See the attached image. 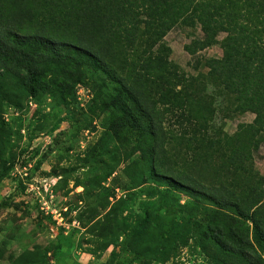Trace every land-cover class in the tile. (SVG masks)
<instances>
[{
    "label": "trees",
    "instance_id": "16d2710c",
    "mask_svg": "<svg viewBox=\"0 0 264 264\" xmlns=\"http://www.w3.org/2000/svg\"><path fill=\"white\" fill-rule=\"evenodd\" d=\"M197 24L208 41L186 49L220 43L222 55L189 74L165 36ZM80 82L92 87L108 134L135 143L128 167L137 180L212 206L201 242L215 264H264V176L254 157L264 143V0H0V89L63 101ZM218 97L227 117L253 119L232 133L216 127ZM103 224L108 239L116 224Z\"/></svg>",
    "mask_w": 264,
    "mask_h": 264
},
{
    "label": "rangeland",
    "instance_id": "374dc122",
    "mask_svg": "<svg viewBox=\"0 0 264 264\" xmlns=\"http://www.w3.org/2000/svg\"><path fill=\"white\" fill-rule=\"evenodd\" d=\"M195 40L208 41L200 24L165 36L189 74L222 55L220 43L189 52ZM93 97L87 82L63 101L0 89V264H215L201 242L212 206L174 185L137 180L128 166L140 152L108 134ZM216 104L214 124L226 132L254 117H227L225 100ZM254 157L264 176V143ZM111 218L116 228L104 239Z\"/></svg>",
    "mask_w": 264,
    "mask_h": 264
}]
</instances>
